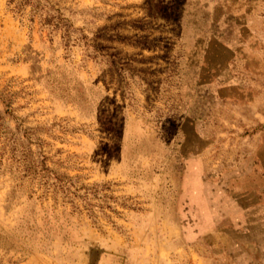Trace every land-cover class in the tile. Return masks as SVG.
Instances as JSON below:
<instances>
[{
    "label": "rangeland",
    "instance_id": "374dc122",
    "mask_svg": "<svg viewBox=\"0 0 264 264\" xmlns=\"http://www.w3.org/2000/svg\"><path fill=\"white\" fill-rule=\"evenodd\" d=\"M259 132L264 0H0V264H99L118 235L138 264L148 228L169 264H264L220 185Z\"/></svg>",
    "mask_w": 264,
    "mask_h": 264
},
{
    "label": "crops",
    "instance_id": "0c3cea01",
    "mask_svg": "<svg viewBox=\"0 0 264 264\" xmlns=\"http://www.w3.org/2000/svg\"><path fill=\"white\" fill-rule=\"evenodd\" d=\"M253 140L258 143L254 146L252 157L239 166L225 171L222 176L223 180H220L221 187L228 189L229 186L234 195L235 202L232 211L235 212V222L238 224L246 219L251 227L256 226L255 222L258 219L264 221V132L253 135ZM224 209L225 213L223 214ZM257 213L262 214V218H258L255 215ZM226 214V207H223V210L221 208L218 218L221 222L220 226L223 225L222 220L227 222ZM140 236L143 238L140 245L143 246V250L140 259L142 261L138 264H169V244L175 238L174 231L168 234L167 231L148 228L140 231ZM115 239V246L120 248L119 251L115 254H103L99 264H128L125 255L120 254V251L126 247V240L119 235ZM111 257L112 259H110Z\"/></svg>",
    "mask_w": 264,
    "mask_h": 264
}]
</instances>
